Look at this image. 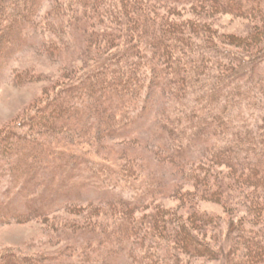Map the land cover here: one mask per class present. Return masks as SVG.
Returning <instances> with one entry per match:
<instances>
[{
    "label": "trees",
    "instance_id": "obj_1",
    "mask_svg": "<svg viewBox=\"0 0 264 264\" xmlns=\"http://www.w3.org/2000/svg\"><path fill=\"white\" fill-rule=\"evenodd\" d=\"M24 1L20 5L24 8L15 17L18 27L5 26L2 35L29 36V23L36 25L43 7L53 1L43 24L59 33L58 27L77 22L87 36L85 54L95 63L50 104V116L40 117L34 136L14 141L11 151L17 156L11 167L17 183L13 197L26 204L14 207L10 202L0 201V221L8 215L51 214L66 204L67 200L60 201L62 195L54 190L60 188L58 177L72 168L73 163L80 165L87 161L78 148L83 135L85 141L97 146H104L102 138L107 136L130 135L145 122L141 118L144 113L152 115L157 98L164 91H174L182 109L167 107L158 123L162 147L190 168L194 179L205 181L202 185L211 197L218 189L206 180L216 163L228 162L234 167L242 164L245 168L241 169L242 175L248 174L257 188L253 207L260 215L259 209H264V51L253 58L242 51H229L225 45L216 43L206 20L193 24L192 18L185 17L183 8L198 2L203 7L210 1L214 6L248 12L262 8L264 0H170L173 3L169 6L158 0ZM197 30H202L201 37ZM55 43L49 46L55 47ZM238 77L244 79L237 81ZM131 166L125 169L130 176L137 170ZM51 179L53 183H49ZM162 179L150 173L146 177L148 194H144V200L125 201L134 209L149 203L153 200L149 198L162 189L159 186ZM42 189L46 190L45 195ZM129 210L118 213L116 218L120 222L114 227L112 222L102 223L98 240L92 237L88 241L89 260L94 258L91 248L103 255V249L111 247V253L122 256L129 248L133 255L139 245L137 248L142 247L143 252H135L138 264H174L179 255L168 250L158 252L162 237L155 232L144 236L143 224L134 221ZM161 210L151 218L155 231L169 221L162 217L166 212ZM210 218L209 214H203L201 221L208 224ZM195 227L197 224L181 225L174 239L178 247L190 246L199 251L210 245ZM234 227L241 238L238 236L233 249H226L225 253L224 248H214L226 257V264H264V228H247L242 223H234ZM240 243L254 252L249 259L236 251ZM2 261L42 262L23 256Z\"/></svg>",
    "mask_w": 264,
    "mask_h": 264
},
{
    "label": "rangeland",
    "instance_id": "obj_2",
    "mask_svg": "<svg viewBox=\"0 0 264 264\" xmlns=\"http://www.w3.org/2000/svg\"><path fill=\"white\" fill-rule=\"evenodd\" d=\"M23 1L0 0V201L10 202L14 207L26 204L13 197L17 183L11 167L17 156L11 151L14 141L34 136L40 117L50 116V104L70 82L83 77L87 68L95 63L85 54L87 36L77 22L58 27L59 33H53L43 24L53 1L43 7L36 25L29 23V36L2 35L5 26L18 27L15 17L24 8L20 6ZM158 1L166 6L173 3ZM201 5L198 2L186 6L184 15L192 18L193 24L206 20L217 44L225 45L232 52H245L251 58L264 51V4L257 11L248 12L214 6L210 1ZM197 33L200 37L203 34L202 30ZM53 41L56 48L49 46ZM243 79L238 77L237 81ZM173 92L164 91L157 98L152 115L144 113L141 118L145 122L128 136H107L102 138L105 145L97 146L85 141L83 135L78 148L87 161L80 165L73 163L72 168L59 176L61 179L58 177L60 188L54 193L62 195L60 201L67 200L58 210L23 216L4 212L8 216L0 221V264L13 256L38 259L42 261L39 264H138L135 252H143L142 247L137 248L138 244L133 255L129 248L122 256L111 253V247L104 248L103 255L91 248L94 257L91 261L86 248L92 237L96 240L100 237L102 223L109 221L114 227L120 222L116 218L118 213L125 214L128 209L132 219L143 224L144 236L155 232L162 237L158 252L168 250L179 255L174 264H226V257L214 248H224L225 253L226 249H233L238 236L241 238L237 227L232 228L234 223L263 229L264 209H259L260 215L254 212L253 196L257 188L248 174L242 175L241 169L245 170L242 164L234 167L228 162L216 163L206 180L218 189L211 197L202 185L205 181L194 179L191 169L162 147L157 134L158 123L167 107L182 109L179 97L175 98ZM131 165L137 167L132 176L125 170ZM150 173L162 176L159 185L162 189L154 198H149L153 199L149 203L134 209L125 200H144V194H148L146 177ZM52 180L49 183H53ZM124 202L126 205L122 204ZM161 208L166 212L162 217L166 216L169 221L155 231L151 218L158 209L162 212ZM203 214H209L212 221L208 220V224L201 221ZM182 224H197L198 234L210 245L202 246L199 251L190 246L178 247L175 233ZM236 248L246 259L254 254L244 243Z\"/></svg>",
    "mask_w": 264,
    "mask_h": 264
}]
</instances>
